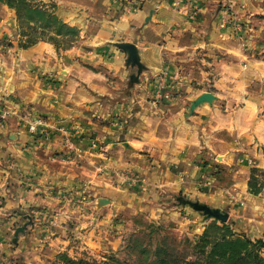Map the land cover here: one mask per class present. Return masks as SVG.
I'll use <instances>...</instances> for the list:
<instances>
[{
    "label": "rangeland",
    "instance_id": "rangeland-1",
    "mask_svg": "<svg viewBox=\"0 0 264 264\" xmlns=\"http://www.w3.org/2000/svg\"><path fill=\"white\" fill-rule=\"evenodd\" d=\"M44 1L55 2L59 15L69 8L62 1ZM214 3V25L229 26L230 45L240 49L227 50L216 40L208 56V79L192 80L187 91L165 80L161 89L170 96L157 100L166 108L183 104L181 117L194 124L198 136V145L188 150L191 160L174 166L177 187L158 178L160 162L149 150L142 151L145 159H113L106 146L93 139L90 148L102 156L92 155V162L87 161L82 149L69 141L71 131L49 124L44 114L32 113L36 99H31L22 105L19 121L31 136L22 146L23 157L15 158L13 150L0 154V264H69L61 254L97 264H146L157 252L175 260L191 258L195 240L214 218L184 199L219 207L228 218L218 222H228L251 238L263 236L264 191L249 192L247 178L251 166L264 167L257 155L264 156V126L257 128L258 121L264 124V66L259 64L264 65V0ZM16 23L13 9L0 8V58L6 54L15 66L23 48ZM46 75H39L42 83L54 85ZM150 88L155 91L154 83ZM204 90L216 97L190 111L191 99ZM247 100L254 103L252 113L246 111ZM0 106V137L8 139L14 132L9 128L14 107ZM58 135L62 147L48 141ZM81 135H76L80 141ZM221 152L230 154L226 161ZM95 187L102 193L94 192Z\"/></svg>",
    "mask_w": 264,
    "mask_h": 264
},
{
    "label": "crops",
    "instance_id": "crops-1",
    "mask_svg": "<svg viewBox=\"0 0 264 264\" xmlns=\"http://www.w3.org/2000/svg\"><path fill=\"white\" fill-rule=\"evenodd\" d=\"M57 1L69 7L59 16L80 28L75 42L57 53L51 42L39 40L19 50L17 66L6 54L0 58V105L14 107V122L9 126L14 132L8 139L0 137V154L13 150L15 158L23 157L22 146L30 143L31 136L19 122L21 108L35 98L32 113L44 114L49 124L71 131L69 141L82 149L87 161L92 162V155L102 156L90 148L93 139L103 143L113 159H145L142 151L149 150L160 162L158 178L177 187L174 166L191 160L188 150L198 145V136L194 124L181 117L183 104L163 107L150 86L162 73L164 83L169 80L172 85L173 81L182 91L191 88L194 79H208V56L216 40L222 48L238 52L240 47L230 45L228 39L231 28L214 25V2L219 0H126V7L117 0ZM174 1L179 3L174 5ZM6 7L0 2L1 9ZM118 41H133L138 48L144 68L137 80H131L137 68L127 63L126 53L115 44ZM225 69L235 73L231 65ZM43 72L54 85L42 83L39 75ZM12 95L15 98L8 97ZM246 103V111L252 113L254 103ZM263 126L258 121L259 131ZM78 132L81 141L76 138ZM57 137L48 141L62 147V137ZM222 155L224 161L230 156ZM257 155L264 164L262 153ZM93 191L102 193L99 187Z\"/></svg>",
    "mask_w": 264,
    "mask_h": 264
},
{
    "label": "trees",
    "instance_id": "trees-1",
    "mask_svg": "<svg viewBox=\"0 0 264 264\" xmlns=\"http://www.w3.org/2000/svg\"><path fill=\"white\" fill-rule=\"evenodd\" d=\"M0 2L15 11L20 47L44 40L51 42L56 49H65L79 36L80 28L59 16L56 3L53 1L0 0ZM247 189L254 194L264 191V167L256 165L250 167ZM263 236L251 238L235 231L228 222L212 219L195 240L192 247L193 257L175 260L171 257H162L157 252L155 258L146 264H264ZM61 255L69 264H97L96 261L83 257Z\"/></svg>",
    "mask_w": 264,
    "mask_h": 264
},
{
    "label": "water",
    "instance_id": "water-1",
    "mask_svg": "<svg viewBox=\"0 0 264 264\" xmlns=\"http://www.w3.org/2000/svg\"><path fill=\"white\" fill-rule=\"evenodd\" d=\"M152 12V9H151ZM119 48H121L126 53V61L131 65L136 66V72L131 74V80L138 79V73L142 71L144 68L143 63L140 60V56L138 53V48L133 41H118L115 43ZM216 95L209 90H204L198 93L193 99H191L189 104V110L192 111L194 108L203 102L211 103ZM190 205H192L196 210L202 212L205 217H212L214 219H219L221 221H226L228 218V212L220 209L219 207L210 206L206 203L192 200H185Z\"/></svg>",
    "mask_w": 264,
    "mask_h": 264
},
{
    "label": "built area",
    "instance_id": "built-area-1",
    "mask_svg": "<svg viewBox=\"0 0 264 264\" xmlns=\"http://www.w3.org/2000/svg\"><path fill=\"white\" fill-rule=\"evenodd\" d=\"M154 86H155V91L153 92V95L155 96V97H159V96H164L165 98H169V93L168 92H162L161 90V88H163V86H164V79L161 77V76H157V78L154 80ZM35 126H36V124L35 125H32L31 127H32V129H34L35 128Z\"/></svg>",
    "mask_w": 264,
    "mask_h": 264
},
{
    "label": "bare ground",
    "instance_id": "bare-ground-1",
    "mask_svg": "<svg viewBox=\"0 0 264 264\" xmlns=\"http://www.w3.org/2000/svg\"><path fill=\"white\" fill-rule=\"evenodd\" d=\"M126 143V142H125ZM127 145H128V143H127Z\"/></svg>",
    "mask_w": 264,
    "mask_h": 264
}]
</instances>
